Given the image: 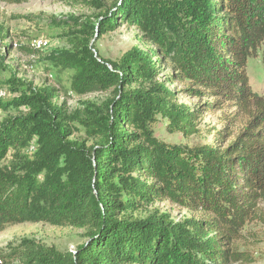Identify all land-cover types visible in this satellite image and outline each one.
<instances>
[{
	"label": "trees",
	"instance_id": "16d2710c",
	"mask_svg": "<svg viewBox=\"0 0 264 264\" xmlns=\"http://www.w3.org/2000/svg\"><path fill=\"white\" fill-rule=\"evenodd\" d=\"M123 5L152 51L134 46L112 63L97 57L92 40L112 22L98 20L79 22L83 28L70 46L51 57L53 65L73 71L76 92L114 89L116 99L68 113L53 102V88L7 80L20 97L4 107L26 106L28 112L0 122V232L12 224L46 223L87 229L88 241L61 253L24 240L11 254H0V264L254 261L239 243L264 197V90H256L249 73L250 62L264 58V0ZM162 64L172 69L170 79L190 84L188 95L210 101L197 111L179 103L159 80ZM203 109L220 111L223 128L214 141L190 146L156 135L158 118L170 133L196 135ZM76 125L91 143L72 138ZM165 199L200 217L176 222L167 213L126 216ZM205 230L215 234L205 236Z\"/></svg>",
	"mask_w": 264,
	"mask_h": 264
},
{
	"label": "rangeland",
	"instance_id": "374dc122",
	"mask_svg": "<svg viewBox=\"0 0 264 264\" xmlns=\"http://www.w3.org/2000/svg\"><path fill=\"white\" fill-rule=\"evenodd\" d=\"M107 16V17H106ZM98 20H112L111 26L102 35L96 34L92 40L97 57L114 62L122 58L134 46L142 50L154 49L147 41L144 32H139L135 24L129 22L124 13L123 0H26L21 4H8L0 1V122L7 116L24 115L28 112L26 106L4 105L14 98L20 97L18 91H11L7 80L14 76L26 79L34 87L53 88L56 97L53 102L68 113L82 112L88 104H103L116 99L118 93L109 91H93L80 94L72 88L73 71L53 65L52 54L57 50L68 48L76 32L83 27L82 23L90 21L96 24ZM79 24H82L80 26ZM42 41V46L38 42ZM7 43L12 45L8 51ZM45 43V44H44ZM31 49L37 52L33 53ZM154 52V51H153ZM162 58L161 54H154ZM110 68L113 66L108 63ZM10 66V68H9ZM159 80L175 92L179 103L194 110H201L209 99L205 95H188V82L170 79L172 69L161 66ZM249 73L252 85L257 91L264 90V58L259 55L250 62ZM147 85V82H144ZM140 82L133 84L139 87ZM7 91V92H6ZM3 92V94H1ZM220 111L215 113L202 110V118L198 120V132L189 138H182L177 133L167 130L166 121L158 118L154 125L156 135L169 143L187 145L207 144L214 141L215 131L222 130ZM72 138L87 140L85 132L76 125ZM234 130L238 131L239 128ZM211 135V136H210ZM220 145L227 142H220ZM167 213L176 222L198 219L200 215L165 199L156 202L146 210L127 213L133 219L146 218L151 214ZM88 230L72 227H58L46 223L23 222L9 225L0 232V254L9 255L14 247L29 240L37 245L54 248L61 253L75 252L77 247L88 241ZM215 232L205 230V236H213ZM245 238L239 243L242 252L253 256L254 261L243 259L234 264H264V197L259 203L258 218L244 229ZM10 264H18L16 261Z\"/></svg>",
	"mask_w": 264,
	"mask_h": 264
},
{
	"label": "bare ground",
	"instance_id": "6f19581e",
	"mask_svg": "<svg viewBox=\"0 0 264 264\" xmlns=\"http://www.w3.org/2000/svg\"><path fill=\"white\" fill-rule=\"evenodd\" d=\"M42 44H43L42 41H39V42H38V46H42ZM44 44H45V43H44ZM6 92H7V91H6ZM1 94H3V92H1Z\"/></svg>",
	"mask_w": 264,
	"mask_h": 264
}]
</instances>
